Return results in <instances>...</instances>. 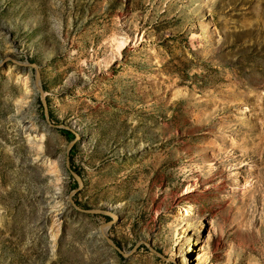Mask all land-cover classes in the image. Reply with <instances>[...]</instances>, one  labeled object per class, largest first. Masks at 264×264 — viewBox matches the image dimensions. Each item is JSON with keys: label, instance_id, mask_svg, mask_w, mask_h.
Segmentation results:
<instances>
[{"label": "rangeland", "instance_id": "obj_1", "mask_svg": "<svg viewBox=\"0 0 264 264\" xmlns=\"http://www.w3.org/2000/svg\"><path fill=\"white\" fill-rule=\"evenodd\" d=\"M0 264H264V0H0Z\"/></svg>", "mask_w": 264, "mask_h": 264}, {"label": "bare ground", "instance_id": "obj_2", "mask_svg": "<svg viewBox=\"0 0 264 264\" xmlns=\"http://www.w3.org/2000/svg\"><path fill=\"white\" fill-rule=\"evenodd\" d=\"M124 44V41L123 40H117L115 41V52H119L122 45ZM25 85V84H24ZM31 125V124H30ZM29 125V126H30ZM27 131V137H28V141L30 143H32L33 145H35V156H36V159L39 160V161H43V154H42V151L40 149V144H41V136L37 134V132L33 129V128H30V129H26ZM47 161V160H46ZM187 213L190 212L191 210H186Z\"/></svg>", "mask_w": 264, "mask_h": 264}]
</instances>
